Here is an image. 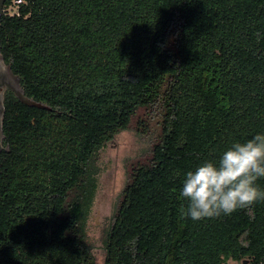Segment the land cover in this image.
Here are the masks:
<instances>
[{
    "label": "trees",
    "instance_id": "trees-1",
    "mask_svg": "<svg viewBox=\"0 0 264 264\" xmlns=\"http://www.w3.org/2000/svg\"><path fill=\"white\" fill-rule=\"evenodd\" d=\"M20 12L2 16L1 48L46 107L14 97L5 116L0 264H96L94 158L141 109L150 155L129 168L105 264H264V201L194 221L178 199L186 172L264 133V0H25Z\"/></svg>",
    "mask_w": 264,
    "mask_h": 264
},
{
    "label": "clouds",
    "instance_id": "clouds-1",
    "mask_svg": "<svg viewBox=\"0 0 264 264\" xmlns=\"http://www.w3.org/2000/svg\"><path fill=\"white\" fill-rule=\"evenodd\" d=\"M264 133L244 142H235L217 161L206 160L183 176L178 199L180 218L199 221L231 215L264 201Z\"/></svg>",
    "mask_w": 264,
    "mask_h": 264
},
{
    "label": "rangeland",
    "instance_id": "rangeland-1",
    "mask_svg": "<svg viewBox=\"0 0 264 264\" xmlns=\"http://www.w3.org/2000/svg\"><path fill=\"white\" fill-rule=\"evenodd\" d=\"M144 117L141 109L130 122V127L117 133L94 158L99 186L87 219V239L96 264H105V231L111 223L117 203L128 178L132 163L145 161L150 155L152 137L138 131ZM228 264H245L230 259Z\"/></svg>",
    "mask_w": 264,
    "mask_h": 264
},
{
    "label": "flooded vegetation",
    "instance_id": "flooded-vegetation-1",
    "mask_svg": "<svg viewBox=\"0 0 264 264\" xmlns=\"http://www.w3.org/2000/svg\"><path fill=\"white\" fill-rule=\"evenodd\" d=\"M9 0H4L0 9V28L3 15H7L6 7ZM23 90L19 76L13 71L10 61L5 56L0 44V156L8 150L5 140L4 122L11 100L18 98ZM19 99V98H18Z\"/></svg>",
    "mask_w": 264,
    "mask_h": 264
},
{
    "label": "water",
    "instance_id": "water-1",
    "mask_svg": "<svg viewBox=\"0 0 264 264\" xmlns=\"http://www.w3.org/2000/svg\"><path fill=\"white\" fill-rule=\"evenodd\" d=\"M3 1L4 0H0V9H1ZM18 98H19V100H21L22 102H24L30 106H38V107H43V108L46 107V105L44 103L36 101L35 99L27 96L25 94L24 90H21V92L18 93Z\"/></svg>",
    "mask_w": 264,
    "mask_h": 264
},
{
    "label": "built area",
    "instance_id": "built-area-1",
    "mask_svg": "<svg viewBox=\"0 0 264 264\" xmlns=\"http://www.w3.org/2000/svg\"><path fill=\"white\" fill-rule=\"evenodd\" d=\"M25 0H11L9 1V4L6 7V13L7 15H20V5L24 2Z\"/></svg>",
    "mask_w": 264,
    "mask_h": 264
}]
</instances>
